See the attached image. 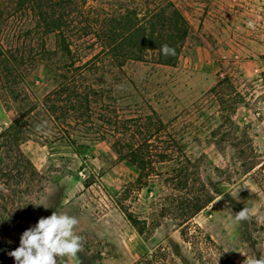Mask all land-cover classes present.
Here are the masks:
<instances>
[{
	"label": "rangeland",
	"instance_id": "rangeland-1",
	"mask_svg": "<svg viewBox=\"0 0 264 264\" xmlns=\"http://www.w3.org/2000/svg\"><path fill=\"white\" fill-rule=\"evenodd\" d=\"M171 2L191 28L177 64L128 62L123 68L127 90L121 94L147 103L164 122H171L187 156L198 162V173L216 192L194 217L193 237L184 241L167 219L152 226L148 218V231L142 235L132 228L116 198L125 184L134 182L137 171L118 161L107 142L76 155L65 145L27 141L21 152L39 176L23 164V173L0 178V264H14L8 253L19 246L21 234L54 211L78 221L79 264H136L159 249L166 264L264 259V0ZM225 79L228 87L211 92ZM26 84L37 99L54 86L42 66L27 76ZM11 120L12 113L0 102V131ZM215 129L226 136L222 150L212 143ZM246 159L258 165L252 170L240 166ZM158 193L154 187L149 195L143 189L138 199L129 197L130 212L147 216L150 196L157 198ZM243 209L247 219L237 221Z\"/></svg>",
	"mask_w": 264,
	"mask_h": 264
},
{
	"label": "trees",
	"instance_id": "trees-1",
	"mask_svg": "<svg viewBox=\"0 0 264 264\" xmlns=\"http://www.w3.org/2000/svg\"><path fill=\"white\" fill-rule=\"evenodd\" d=\"M190 33L171 0H0V102L12 113L0 131V178L23 173V164L39 176L21 152L27 141L65 145L76 155L107 142L118 161L137 171L116 198L132 228L142 235L148 218L152 226L167 219L184 241L191 239L194 217L216 192L198 173V162L187 156L171 122L147 103L121 94L127 90L123 68L128 62L173 67ZM165 44L175 55L161 53ZM40 66L50 71L54 86L37 99L26 78ZM223 85L229 86L226 79L211 92ZM225 137L218 129L211 132L219 150ZM257 165L250 159L240 164L249 170ZM154 187L159 193L150 196L147 216L131 213L128 198L138 199L143 189L149 195ZM155 252L136 264H166L163 249Z\"/></svg>",
	"mask_w": 264,
	"mask_h": 264
},
{
	"label": "clouds",
	"instance_id": "clouds-1",
	"mask_svg": "<svg viewBox=\"0 0 264 264\" xmlns=\"http://www.w3.org/2000/svg\"><path fill=\"white\" fill-rule=\"evenodd\" d=\"M163 55H175V50L162 45ZM48 208L44 204H37ZM247 219V210L236 215V220ZM78 221L68 214L52 212L41 217L19 238V246L8 253L14 264H79L77 253L82 249V237L76 234ZM246 264H264V259L248 258Z\"/></svg>",
	"mask_w": 264,
	"mask_h": 264
}]
</instances>
